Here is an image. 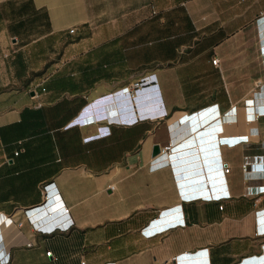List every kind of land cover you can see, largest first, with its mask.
I'll return each mask as SVG.
<instances>
[{"label": "crops", "instance_id": "0c3cea01", "mask_svg": "<svg viewBox=\"0 0 264 264\" xmlns=\"http://www.w3.org/2000/svg\"><path fill=\"white\" fill-rule=\"evenodd\" d=\"M261 12L264 0H0V264H264ZM140 79L153 83L129 96ZM86 105L119 121L73 124ZM201 190L228 197L182 196Z\"/></svg>", "mask_w": 264, "mask_h": 264}, {"label": "built area", "instance_id": "2783aa9c", "mask_svg": "<svg viewBox=\"0 0 264 264\" xmlns=\"http://www.w3.org/2000/svg\"><path fill=\"white\" fill-rule=\"evenodd\" d=\"M262 13V15L264 14V12H261ZM75 31V29L74 28H69V33H73ZM212 63L213 64H216L217 63V58H212ZM151 83H153V82H147V80H144V79H140L139 81H136V82H134V84H133V87H132V89L129 91V96H132V97H134L135 96V92L138 90V88H142V87H144V86H147V85H150ZM206 112H208V111H206ZM217 113L218 112H215V114L214 115H217ZM182 118H184V115H183V117ZM117 121H119V120H117ZM102 127H105V126H102ZM101 128V127H100ZM105 128H107V127H105ZM219 129V127H217L216 128V130H218ZM108 134V132H104V133H102V134H100V133H98V134H95L94 136H97V137H102V136H105V135H107ZM94 136H89V137H94ZM244 136H246V135H244ZM175 147H172V150L174 149ZM163 151V149L161 148V152ZM17 153V152H16ZM215 165H216V167H219L221 170V173L224 171V172H228L229 171V167H228V165H227V163H221V162H218V163H215ZM242 169H243V171H247V169H248V164L247 163H243V165H242ZM47 186H49V185H46L45 187H47ZM110 188L112 189L113 188V186H110ZM208 192V191H207ZM206 191H203V190H201V191H198V192H193V193H191V194H182V196L183 197H185V198H193V197H200V198H206V197H208L209 199L210 198H212V199H214V200H219V199H222V198H225V197H228V193L226 192V191H220V192H212V194L210 195L209 193H207ZM49 203V202H48ZM222 204H220L219 205V208L220 209H222ZM59 211H61V213H62V215L64 216V217H61V219H60V221L61 222H65V221H67V224H69L71 221L68 219L67 220V215H68V209L67 208H64L63 206L61 207V209L59 210ZM179 216H181V213H179V214H174L173 215V217L170 219V221H168V222H165L164 224H161V225H158V223H161L162 221L161 220H156V221H153V222H151V224H150V226H151V228L150 229H147L146 231H145V233H146V235H153L155 232H157V231H159V230H162V229H164L165 227H167V226H169V225H175V224H178V223H182L183 224V220L179 217ZM63 220V221H62ZM8 221H10L9 219H6V222H8ZM31 221H32V219H31ZM66 223V222H65ZM20 224V223H19ZM32 225L35 227V228H37V229H41V228H39V227H37L36 226V224H35V222L34 221H32ZM41 230H43V229H41ZM28 245H29V243H28ZM51 250H47L46 252H45V255L46 256H50L51 255ZM177 257V256H176ZM0 261L1 262H4V263H7L8 261H9V258L8 257H6V258H0ZM82 264H83V262H82ZM179 264H180V262H179Z\"/></svg>", "mask_w": 264, "mask_h": 264}, {"label": "clouds", "instance_id": "9594fccd", "mask_svg": "<svg viewBox=\"0 0 264 264\" xmlns=\"http://www.w3.org/2000/svg\"><path fill=\"white\" fill-rule=\"evenodd\" d=\"M104 117V118H102ZM117 120H119V117H113L110 116L109 114L103 113V114H98V115H91V110L88 108V106L82 107L76 118L72 121L73 124H87V123H92V122H105V127L109 128V125L116 123ZM101 126L97 127V133L98 130Z\"/></svg>", "mask_w": 264, "mask_h": 264}, {"label": "water", "instance_id": "95a60500", "mask_svg": "<svg viewBox=\"0 0 264 264\" xmlns=\"http://www.w3.org/2000/svg\"><path fill=\"white\" fill-rule=\"evenodd\" d=\"M203 121H204V119H199L198 116H196V117L193 116L192 118H190L191 127H195L196 125L201 124V122H203ZM160 153H161V148L159 147V145H157V144L156 145H153L152 152H151L152 156L153 157L154 156H157ZM216 174H217L216 172H214V171H212L210 169L209 172H208V174H207L209 180H211L210 178L212 176L216 175ZM198 175H199V171L198 172L195 171L194 174H193V178L189 182H196V181L201 180L202 177L201 176H198ZM56 204L57 205L55 207H58V208L60 207V209H61L62 203L59 200H58V202ZM46 212H47V209L44 207V208H41L40 209V212L39 213H42V215H44Z\"/></svg>", "mask_w": 264, "mask_h": 264}]
</instances>
